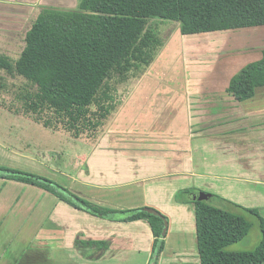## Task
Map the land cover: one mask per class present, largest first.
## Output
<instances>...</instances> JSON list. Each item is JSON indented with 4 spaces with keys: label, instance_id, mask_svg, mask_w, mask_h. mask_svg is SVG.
<instances>
[{
    "label": "crops",
    "instance_id": "crops-1",
    "mask_svg": "<svg viewBox=\"0 0 264 264\" xmlns=\"http://www.w3.org/2000/svg\"><path fill=\"white\" fill-rule=\"evenodd\" d=\"M76 5L77 0H0L1 10L15 11ZM245 28L253 27L234 30L238 33ZM231 31L200 33L204 39L208 35L212 39L200 43L199 50L224 48L217 57L209 51V60H188L187 56L179 60L178 73L169 77L175 89H164L171 93L165 108L169 114L177 112L173 120L161 112L156 117L160 108L154 106L147 122L125 121L127 116L118 113L99 138L90 165L76 178L1 144L0 166L39 173L108 209L151 207L167 218L164 249L156 264H200L194 203L175 197L179 189L188 188L191 176L199 180L195 191L204 188L203 178L225 182L230 186L227 201L261 207L259 214L264 218V85L243 101L226 91L240 68L262 56L264 45L250 41L234 44L229 40ZM191 98L203 99L192 108ZM164 180L167 186L162 189ZM0 184V215L7 210L16 215L21 209L36 210L34 215L29 211L22 223L14 221L7 237L0 228V242L12 241L11 254H1L0 264H153L154 236L147 220H122L120 213L114 218L96 216L40 187L5 178H0ZM23 194L27 196L20 199ZM28 194L34 202L28 200ZM78 239L109 244L103 252L95 248L87 252L76 246ZM18 242L23 244L16 254ZM91 253L100 254L92 258Z\"/></svg>",
    "mask_w": 264,
    "mask_h": 264
},
{
    "label": "trees",
    "instance_id": "trees-1",
    "mask_svg": "<svg viewBox=\"0 0 264 264\" xmlns=\"http://www.w3.org/2000/svg\"><path fill=\"white\" fill-rule=\"evenodd\" d=\"M166 22L176 23L182 35L254 30L264 25V0H77L75 8L41 6L19 57L10 62L0 56V69L28 81L19 87L0 81V107L52 131L97 141L130 95V80L149 69L169 39L161 30ZM263 85L264 50L231 77L226 91L243 101ZM0 178L40 187L96 216L120 213L122 220L145 219L154 236L153 264L164 249L167 218L155 209H108L50 178L7 166H0ZM193 192L185 189L176 199L194 203L200 264H264V218L259 212L235 203L221 208L208 198L194 201L189 197ZM249 215L259 222L260 241L250 250H231L250 231ZM108 244L76 240L79 249L102 252Z\"/></svg>",
    "mask_w": 264,
    "mask_h": 264
},
{
    "label": "rangeland",
    "instance_id": "rangeland-1",
    "mask_svg": "<svg viewBox=\"0 0 264 264\" xmlns=\"http://www.w3.org/2000/svg\"><path fill=\"white\" fill-rule=\"evenodd\" d=\"M39 12L40 7H35L31 10L18 11L0 9V56L7 58L10 62H14L19 57L20 52L24 47L26 31L29 29ZM161 30L163 35L167 34L170 37L149 69L140 76L139 79L130 80L132 83V91L116 114L117 116L120 112L124 113L125 116H127V118L125 117V121H150L148 119L151 115L148 116V114L153 106L160 108V110L156 111V117L161 112L160 114L162 116L169 117L173 120L174 117H176L177 112L169 114V110L165 108V101L171 99V93H165L166 91L164 89H170L171 91L175 89L172 85V81L169 80V77L172 74L178 73L179 60L185 56H187L185 58L188 60H209L211 58V53L212 57H217L220 52L224 51L222 46H217L214 50H199L198 48L202 46L200 43H205V41L208 43V41L212 39L211 35H208L207 39H204L206 37L204 34H196L191 38H186L180 33L176 23L166 22L162 24ZM251 34H253V32L249 29H244L238 33L236 30H233L231 31L229 40L233 41L234 44L237 43V45L238 43H247V38H249ZM233 42L230 43L233 44ZM246 45H249V43ZM231 49L238 50L237 48ZM195 50L199 51L195 52ZM236 53L238 54L239 51H236ZM0 81L18 87L22 86V84H27L28 82L25 78L18 75L11 76L2 69H0ZM202 99L198 98L195 100V98H191L188 99V101L190 100V106L193 108L195 104H200ZM127 131H129V129H127ZM99 140L100 139L94 142L84 137L73 138L64 132L52 131L41 124L8 112L0 107V144L13 152L24 155L25 157H30L38 161L40 160L42 163H46V165L51 168L60 170L68 176L76 178L80 170L87 169L90 165L89 160L91 159L92 151ZM23 159V161H27L26 158ZM21 164L23 163L21 162ZM159 170L161 171L162 169H157V171ZM30 172L33 173V171ZM163 182L164 186L162 189L167 186L165 180ZM198 182V179H194L191 176L188 188L179 189L176 192L175 197L179 192L181 195H185L183 194V190L185 189H189L190 191L194 190ZM203 186L204 188L202 190L198 189L197 191H203L204 193L210 194L208 201L211 204L229 209L228 205L230 204H227L229 202L227 200L230 198L227 194V189L230 187L229 185L216 179L203 178ZM235 191L236 190L230 191L231 196L234 195L233 192ZM237 194L238 192L235 193V195ZM12 195L13 194L10 196ZM28 195V200L34 202L31 194ZM24 196L27 195L23 194L20 196V199ZM10 200H12V197H10ZM12 202L13 200L10 203ZM229 203H232V201ZM260 208L251 209H256L260 213ZM29 211L33 212L34 210ZM29 211L21 209L17 211L16 215L14 210H7L4 215H0V221L2 224L0 225V228L5 229V237L8 235L7 230L14 228L11 225L14 221L19 220V222L22 223L24 220H27ZM35 211L32 215L35 214ZM248 218L253 221L250 231L242 240L231 244L229 247L231 250H250L260 241L261 231L257 218L250 215ZM14 235L16 236V234ZM11 242L12 241L0 242V256L1 254H3V256H6L8 253L9 255L11 254L8 252V249L12 244ZM22 244L23 242H18V245L16 244V248L13 252L17 254V250ZM83 249L88 250L87 252L90 251L88 247ZM11 259L13 261L14 257Z\"/></svg>",
    "mask_w": 264,
    "mask_h": 264
},
{
    "label": "bare ground",
    "instance_id": "bare-ground-1",
    "mask_svg": "<svg viewBox=\"0 0 264 264\" xmlns=\"http://www.w3.org/2000/svg\"><path fill=\"white\" fill-rule=\"evenodd\" d=\"M251 30V29H250ZM253 34L250 35L248 41L255 42V44L264 45V25L259 26L258 28L251 30Z\"/></svg>",
    "mask_w": 264,
    "mask_h": 264
},
{
    "label": "water",
    "instance_id": "water-1",
    "mask_svg": "<svg viewBox=\"0 0 264 264\" xmlns=\"http://www.w3.org/2000/svg\"><path fill=\"white\" fill-rule=\"evenodd\" d=\"M210 196V194H204L203 191H194L193 193H191L189 195L190 199L194 200V201H197V200H201V199H204V198H208ZM147 211L149 212H153V213H156V211L152 208H146Z\"/></svg>",
    "mask_w": 264,
    "mask_h": 264
}]
</instances>
